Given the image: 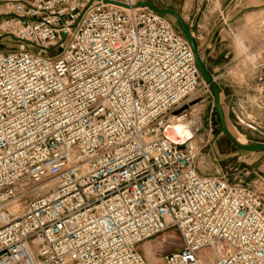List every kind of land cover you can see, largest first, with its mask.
<instances>
[{
    "label": "built area",
    "instance_id": "1",
    "mask_svg": "<svg viewBox=\"0 0 264 264\" xmlns=\"http://www.w3.org/2000/svg\"><path fill=\"white\" fill-rule=\"evenodd\" d=\"M137 1L0 0V264H149L138 245L167 230L162 264H264V196L199 172V128L163 133L210 90ZM251 63L264 82V51Z\"/></svg>",
    "mask_w": 264,
    "mask_h": 264
},
{
    "label": "rangeland",
    "instance_id": "2",
    "mask_svg": "<svg viewBox=\"0 0 264 264\" xmlns=\"http://www.w3.org/2000/svg\"><path fill=\"white\" fill-rule=\"evenodd\" d=\"M166 18L173 30L180 31L174 17L166 15ZM252 22L249 31H242L234 38L236 62H240L243 69L230 72L234 77H238L239 73L241 79L245 80L244 94L235 96V99L241 101L232 100L229 109L226 107L224 110L229 131L239 142L248 144L264 142V82L257 80V71L251 63L252 59H257L260 52L264 51V22L259 24V19ZM12 43L11 37L0 36V49H7ZM219 72L223 71H217L216 75ZM208 88L210 92L202 89L195 91L185 103L193 109L188 125L192 131L199 128L197 134L204 135L205 146L197 159L199 172L224 174L230 182L248 184L264 196V152L239 151L224 135L218 134L219 122L212 105L211 87L208 85ZM168 233H172L173 237H168ZM178 246V235L167 230L143 241L138 249L146 256L149 264H162L161 256Z\"/></svg>",
    "mask_w": 264,
    "mask_h": 264
},
{
    "label": "crops",
    "instance_id": "3",
    "mask_svg": "<svg viewBox=\"0 0 264 264\" xmlns=\"http://www.w3.org/2000/svg\"><path fill=\"white\" fill-rule=\"evenodd\" d=\"M160 8H172L183 19L192 18V31L203 29L206 38L211 41V49L197 43L199 54L205 59V66L217 82L220 104L223 111L229 109L235 96L243 95L246 84L241 75L234 77L232 70L243 69L240 62H236V46L234 38L242 31H249L252 21L259 19L264 22V0H149ZM164 5V6H163ZM218 11L225 15V20L234 30V36L228 34L220 21ZM261 20V21H260ZM219 74L216 75L217 71ZM226 103V106L224 105Z\"/></svg>",
    "mask_w": 264,
    "mask_h": 264
},
{
    "label": "water",
    "instance_id": "4",
    "mask_svg": "<svg viewBox=\"0 0 264 264\" xmlns=\"http://www.w3.org/2000/svg\"><path fill=\"white\" fill-rule=\"evenodd\" d=\"M104 1H108V0H104ZM116 3L121 4L125 7H129V5L125 4V3H119V2H116ZM144 6L151 9L153 12H156V13H159L162 15H171L177 21L181 33L183 34V36L187 40V42H188V44H189V46L193 52L194 60H195V63L198 67V70L200 72V75L202 77L203 82L211 87L212 98H213L212 105H213L214 111L217 115L218 122H219V133L218 134L224 135L239 151H244V152H259L260 151V152H264V142H255V143H249V144L248 143H240L234 137V135L229 131V129L226 125V121H225V117H224V111H223L222 106L220 104L219 91H218L217 83H216L215 79L212 77V75L210 74V72L207 70V68L204 64V60L199 54L198 48H197L196 43L194 41V38L191 34L190 28H189L188 24L186 23V21L182 18V16L176 10H174L172 8L157 7L156 5H154L149 0L137 1L132 7H144ZM182 108H187V105H184ZM173 126L174 125L167 126L163 132L164 135L167 138L171 139L173 142L180 144V143H183L187 138H189L191 136V134H190V135H188L182 139L171 138L169 133H168V130L170 128H172ZM214 139L216 140L217 137H215Z\"/></svg>",
    "mask_w": 264,
    "mask_h": 264
},
{
    "label": "bare ground",
    "instance_id": "5",
    "mask_svg": "<svg viewBox=\"0 0 264 264\" xmlns=\"http://www.w3.org/2000/svg\"><path fill=\"white\" fill-rule=\"evenodd\" d=\"M187 121L175 123L172 128L168 130V133L171 138L182 139L192 133L190 125ZM241 143V142H240ZM168 237H173L172 233L167 234Z\"/></svg>",
    "mask_w": 264,
    "mask_h": 264
}]
</instances>
